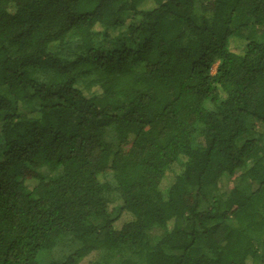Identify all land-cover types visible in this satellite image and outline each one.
<instances>
[{
  "label": "trees",
  "instance_id": "trees-1",
  "mask_svg": "<svg viewBox=\"0 0 264 264\" xmlns=\"http://www.w3.org/2000/svg\"><path fill=\"white\" fill-rule=\"evenodd\" d=\"M0 264H264V0H0Z\"/></svg>",
  "mask_w": 264,
  "mask_h": 264
},
{
  "label": "rangeland",
  "instance_id": "rangeland-1",
  "mask_svg": "<svg viewBox=\"0 0 264 264\" xmlns=\"http://www.w3.org/2000/svg\"><path fill=\"white\" fill-rule=\"evenodd\" d=\"M55 47H56L55 44H50L49 47H48V49H49V50H53V49H55ZM214 67H215V66H214ZM214 67L212 68V71H214ZM32 105H33V103H27L25 109H29V108H31ZM105 136H106V138H107L109 141H111V142L113 141V134L111 133V131H107V133H106ZM244 139H245V137H242L240 140L243 141ZM241 141H240L239 143H241ZM200 142H201V137L199 136L198 133H196V134L193 136V138H192V144H193V145H199ZM116 145H117V144H116ZM253 187H255V185H253ZM147 234H148L149 240H150L151 242H153V241H156L158 238H160V237L162 236L163 231H162L160 228L153 227V228H150V229L148 230ZM48 256H49L48 258H47V257L45 258L46 261L50 260V257H51V258L55 257L54 253H50V254H48ZM96 258H97V259H100V258H101V254H100V252H96Z\"/></svg>",
  "mask_w": 264,
  "mask_h": 264
}]
</instances>
